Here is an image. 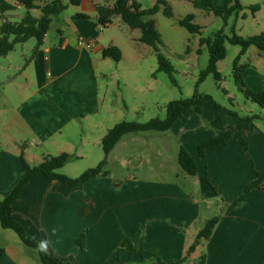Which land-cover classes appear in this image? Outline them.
<instances>
[{"label":"crops","instance_id":"obj_1","mask_svg":"<svg viewBox=\"0 0 264 264\" xmlns=\"http://www.w3.org/2000/svg\"><path fill=\"white\" fill-rule=\"evenodd\" d=\"M114 1L81 0L78 6L70 5L73 11L53 24L61 45L48 43V33L21 72L0 65V113L5 115L1 123L8 131L0 137V165L8 163L12 172L10 179L0 178L3 197L17 184L25 163L39 165L46 157L62 153L76 159L88 154L104 157L101 143L110 129L97 140L83 135L86 125L97 127L102 122L106 99L97 68L105 59L102 50L109 46L99 42L104 34L96 22V5L112 6ZM239 1L247 8L262 7L255 15L248 9L241 12L247 17L240 16L236 29H244L251 16L261 28L253 36L264 34V0ZM228 2L213 0L217 9ZM80 38L93 47L80 45ZM255 60L244 63L243 81L247 89L264 92V52ZM161 136L165 135L151 139L164 140ZM124 140L132 141L124 136L107 166ZM181 145L197 159L198 192L171 180H117L109 171L108 176L98 175L79 186L38 176L14 204V217L30 238L51 241V255L73 264H111L109 257L126 238L133 243L142 240L143 254L127 249L113 264H157L156 258L172 264L187 256L206 221L220 215L205 249L199 242L183 264H199L203 255L205 264H264V191H246L256 179L255 171L264 172V132L256 126L237 130L228 144L208 150L204 157L183 143L178 152ZM81 235L84 247L78 243ZM12 240L0 223V264H21L9 244Z\"/></svg>","mask_w":264,"mask_h":264},{"label":"rangeland","instance_id":"obj_2","mask_svg":"<svg viewBox=\"0 0 264 264\" xmlns=\"http://www.w3.org/2000/svg\"><path fill=\"white\" fill-rule=\"evenodd\" d=\"M9 3H17L16 0H6ZM51 0H34L36 5H42ZM68 9L61 16L73 11L70 0H62ZM106 2V0H103ZM112 2L113 0H107ZM144 10L152 9L159 0H136ZM167 1L173 10V17L164 14V8L152 17L156 23L162 43L158 45L160 52L174 67L172 77L164 72H159L157 53L154 48L140 42L141 31L129 28L123 21L115 18L107 28L102 27L104 40L99 41L110 46L116 43L122 51V59L115 62L110 58L103 60L97 68V74L101 81L100 90L106 95L102 122L97 127L86 125L85 130L88 139L96 138L111 130L116 124L127 122L146 123L153 118H166V106L171 101L191 98L196 91L200 94L210 95L214 102L231 110L240 116L247 117L258 115L261 120L255 121V126L264 132V109L258 104L247 99L236 82L234 61L241 51L240 46L226 44L227 55L218 63V69L222 74V81H217L212 75L200 82L203 71L209 64V52L206 46H201L202 38L213 36L223 27V20L213 13L199 9L194 5V0H163ZM104 2V3H105ZM29 12L23 5H17L15 10L0 13V28L5 20L20 22ZM34 17L41 15L40 10L30 11ZM188 15H194V24L202 27L201 33H191L180 25V21ZM264 15V14H263ZM59 18V19H60ZM146 20L149 18H145ZM257 22L250 16L245 21V28L237 27V35L248 38L259 32ZM48 43H60L55 30L49 32ZM36 40L30 39L24 44L17 45L16 49L8 54V57H0V61L6 68L14 67V71L21 72L34 55ZM261 52L256 47H251L241 63L254 62ZM6 59L7 62H6ZM10 62V63H8ZM8 64V65H7ZM0 72H3L0 70ZM3 86H1L2 88ZM4 114L0 113V137H5L8 131L1 121ZM203 124V128H201ZM220 131L219 111L211 101L203 104L202 115H184L179 119L169 132H146L140 134H128L131 142L124 140L116 148L113 160L106 170L117 180L135 177L150 180L177 181L190 192H198L199 180L185 173L178 164V146L183 143L194 154L197 153V142L203 138H211ZM66 135V133H65ZM154 135H165L164 140L151 139ZM106 136V135H105ZM181 142V143H179ZM182 146V145H181ZM41 149L40 146H36ZM58 156V155H54ZM42 160V159H41ZM103 160V157L88 154L82 159H74L57 173L70 178L81 176L86 170L95 168ZM11 168L8 165H0V178L4 175L10 179ZM203 177V174L201 175ZM195 194V193H194ZM5 197V196H4ZM0 195V200L4 198ZM8 230L14 241H9L15 251L17 260L21 264H42L37 252L26 246L18 235ZM204 250L205 240L194 242Z\"/></svg>","mask_w":264,"mask_h":264},{"label":"trees","instance_id":"obj_3","mask_svg":"<svg viewBox=\"0 0 264 264\" xmlns=\"http://www.w3.org/2000/svg\"><path fill=\"white\" fill-rule=\"evenodd\" d=\"M16 2L17 3L14 4L6 0H0V13L2 15L15 10L18 4L25 6L29 10L20 22L5 20L2 23L0 28V57H6L16 49L17 45L24 44L30 39H35L37 42L34 50L35 54L44 44L47 34L54 29L53 24L57 22L60 16L68 9V5H65L62 0H51L42 5H36L34 0H16ZM80 3L81 0H70L69 4L78 6ZM194 5L199 9L213 13L223 20V27L219 31L211 37L202 38L200 41L201 46H206L210 56L208 67L203 71L200 82H203L209 75H212L217 81H222V74L218 69V63L224 60L227 55L226 44L229 43L231 45L240 46L241 51L234 61L236 82L240 85V90L247 99L264 109V92H255L246 88L243 81V72L247 66L241 63L242 57L251 47H256L260 52H264V34L243 38L236 33V22L240 18L241 12L248 9L252 15H255L261 9L262 5L255 4L247 8L244 7L239 0H229L228 4L222 9H217L214 6L213 0H194ZM162 7L167 17H173L174 14L171 5L163 0L157 1L156 5L148 10L142 9L141 5L136 0H115L112 6L97 4L96 22L99 26L107 28L113 23L115 18H120L129 28L140 30V42L154 48L157 53L158 71L167 73L172 77L174 67L159 50L158 45L162 43V39L157 30L156 23L154 19H152ZM34 9L40 10L41 15L39 17H34L31 14L30 11ZM80 16L86 17V15ZM246 17V14L241 16L242 19ZM145 18L149 19L146 20ZM194 19V15H188L179 23L191 33H201L202 27L194 24ZM61 44L62 41H60V45ZM102 56L105 59L110 58L115 62H120L122 59V51L117 46L112 45L102 50ZM206 101L213 102L216 109L219 111L221 130L218 131L215 136L203 140L198 145L199 157H204L208 150H213L219 146L228 144L232 140L235 131L255 127V121L262 119V117L258 115L242 117L236 111L215 103L210 95L200 94L196 91L191 98L168 103L166 106L165 119L157 117L146 123L122 121L109 130L102 140L103 160L97 167L86 170L77 178H70L66 175L57 173L59 169L65 167L75 159L74 155L68 153H62L54 157H46L39 165L31 166L25 163V169L17 184L8 195L0 200V223L2 228L14 231L26 246L36 251V242L38 240H33L27 235L24 227L15 219L13 214L14 204L20 198L25 186L33 178L44 176L49 180L59 181L70 186H79L98 175L108 176L109 173L106 170L108 157L124 136L146 132H167L184 115H202L203 104ZM241 142L246 145V141L242 140ZM178 163L182 170L189 176L197 175V159L183 146L180 147L178 152ZM255 174L256 179L247 185V192L252 190L264 191V172L255 171ZM220 220V215L208 219L199 232L197 240H209ZM80 239L81 240L78 242L79 246L84 247L85 236L81 235ZM127 249L131 252L137 251L143 254V241L138 240L133 243L129 238L124 239L120 247L109 257V263L113 264L118 261L120 256L124 254ZM195 249V245L191 246L187 256L172 264H183L188 260V257ZM37 254L42 264H73L58 256H53L50 253L45 255L37 252ZM155 261L157 264H167L159 258H156ZM205 263L206 256L203 255L199 264Z\"/></svg>","mask_w":264,"mask_h":264},{"label":"clouds","instance_id":"obj_4","mask_svg":"<svg viewBox=\"0 0 264 264\" xmlns=\"http://www.w3.org/2000/svg\"><path fill=\"white\" fill-rule=\"evenodd\" d=\"M53 235H55L56 233V229L52 230ZM33 240H35V237H33ZM50 244L51 241L50 240H39L36 242V251L38 253H42L47 255L49 253V249H50Z\"/></svg>","mask_w":264,"mask_h":264},{"label":"built area","instance_id":"obj_5","mask_svg":"<svg viewBox=\"0 0 264 264\" xmlns=\"http://www.w3.org/2000/svg\"><path fill=\"white\" fill-rule=\"evenodd\" d=\"M79 44L80 45H85L87 48H92L93 43L85 41L83 38L79 39Z\"/></svg>","mask_w":264,"mask_h":264}]
</instances>
